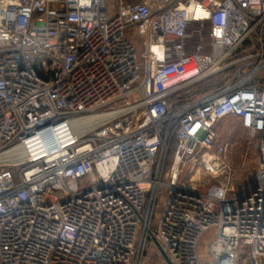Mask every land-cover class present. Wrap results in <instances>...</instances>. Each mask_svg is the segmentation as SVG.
Here are the masks:
<instances>
[{"label":"built area","instance_id":"1","mask_svg":"<svg viewBox=\"0 0 264 264\" xmlns=\"http://www.w3.org/2000/svg\"><path fill=\"white\" fill-rule=\"evenodd\" d=\"M228 116L257 138L249 182L180 185L226 166ZM155 240L173 264H264V0H0V264H141Z\"/></svg>","mask_w":264,"mask_h":264},{"label":"rangeland","instance_id":"2","mask_svg":"<svg viewBox=\"0 0 264 264\" xmlns=\"http://www.w3.org/2000/svg\"><path fill=\"white\" fill-rule=\"evenodd\" d=\"M126 37L133 43L137 51L138 60L144 61V52L146 50L142 38L133 28H128ZM223 75H214L198 82L191 88V92H185L183 98L199 97L207 91L217 88L223 83ZM217 140L225 146L226 166L222 167L219 174L206 172L204 169L192 171L185 167L178 179L182 186L189 187L197 192H205L212 185L221 182L230 181L231 192L229 195L238 193L245 187L251 179L257 166V138L249 134L243 127L239 119L234 116H228L219 121L216 125ZM234 191V192H233ZM161 207V206H160ZM160 210V208L158 209ZM211 232L205 233L200 241V254L205 256L207 248L212 242ZM141 264H167L157 247L153 243H147Z\"/></svg>","mask_w":264,"mask_h":264},{"label":"trees","instance_id":"3","mask_svg":"<svg viewBox=\"0 0 264 264\" xmlns=\"http://www.w3.org/2000/svg\"><path fill=\"white\" fill-rule=\"evenodd\" d=\"M185 93V91H181L179 92L178 94L174 95L172 97V100L173 101H176V100H180V99H183V94ZM174 151H175V147H174V143H172L170 149H169V152H168V162L170 163L171 160L173 159V156H174Z\"/></svg>","mask_w":264,"mask_h":264},{"label":"water","instance_id":"4","mask_svg":"<svg viewBox=\"0 0 264 264\" xmlns=\"http://www.w3.org/2000/svg\"><path fill=\"white\" fill-rule=\"evenodd\" d=\"M154 244L156 245L158 251L160 252V254L162 255V257L164 258V260L166 261L167 264H173L171 259L169 258V256L165 253V251L161 248V246L159 245V243L155 240Z\"/></svg>","mask_w":264,"mask_h":264},{"label":"bare ground","instance_id":"5","mask_svg":"<svg viewBox=\"0 0 264 264\" xmlns=\"http://www.w3.org/2000/svg\"><path fill=\"white\" fill-rule=\"evenodd\" d=\"M93 122H95V119L93 117L86 118V119L84 118L83 120H80V123H93ZM74 126H76V122L74 123ZM7 155L8 154H5V155H2L1 157L7 159Z\"/></svg>","mask_w":264,"mask_h":264}]
</instances>
